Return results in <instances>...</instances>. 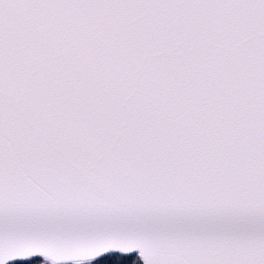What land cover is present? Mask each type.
<instances>
[{
	"label": "snow or ice",
	"instance_id": "snow-or-ice-1",
	"mask_svg": "<svg viewBox=\"0 0 264 264\" xmlns=\"http://www.w3.org/2000/svg\"><path fill=\"white\" fill-rule=\"evenodd\" d=\"M106 253L264 264V0H0V264Z\"/></svg>",
	"mask_w": 264,
	"mask_h": 264
},
{
	"label": "trees",
	"instance_id": "trees-1",
	"mask_svg": "<svg viewBox=\"0 0 264 264\" xmlns=\"http://www.w3.org/2000/svg\"><path fill=\"white\" fill-rule=\"evenodd\" d=\"M111 257V256H110ZM114 257V256H113ZM110 258H108L107 257V259L105 260V258L104 259H101V260H99L98 262H94V263H92V264H102V262H104L105 264H107V261L109 260ZM105 260V261H104ZM35 262H40V261H34V262H26V263H24V264H33V263H35Z\"/></svg>",
	"mask_w": 264,
	"mask_h": 264
},
{
	"label": "water",
	"instance_id": "water-1",
	"mask_svg": "<svg viewBox=\"0 0 264 264\" xmlns=\"http://www.w3.org/2000/svg\"><path fill=\"white\" fill-rule=\"evenodd\" d=\"M109 254H113V253H106V254H104L103 256H101V257H97L95 260H97V259H99V258H102V257H104V256H106V255H109ZM31 258H42V257H39V256H34V257H31ZM31 258H29V259H31ZM19 259H17V260H10V261H8L7 262V264L9 263V262H12V261H18ZM27 260V259H26ZM95 260H93V261H95ZM86 262H91V261H86ZM86 262H84V263H86ZM68 263H71V262H67V264Z\"/></svg>",
	"mask_w": 264,
	"mask_h": 264
},
{
	"label": "rangeland",
	"instance_id": "rangeland-1",
	"mask_svg": "<svg viewBox=\"0 0 264 264\" xmlns=\"http://www.w3.org/2000/svg\"><path fill=\"white\" fill-rule=\"evenodd\" d=\"M33 264H41V262H35V263H33Z\"/></svg>",
	"mask_w": 264,
	"mask_h": 264
},
{
	"label": "bare ground",
	"instance_id": "bare-ground-1",
	"mask_svg": "<svg viewBox=\"0 0 264 264\" xmlns=\"http://www.w3.org/2000/svg\"><path fill=\"white\" fill-rule=\"evenodd\" d=\"M105 260H106V258H105ZM105 260H104V261H105ZM102 264H105V263H104V262H102Z\"/></svg>",
	"mask_w": 264,
	"mask_h": 264
}]
</instances>
